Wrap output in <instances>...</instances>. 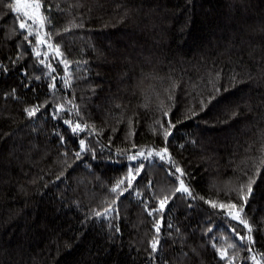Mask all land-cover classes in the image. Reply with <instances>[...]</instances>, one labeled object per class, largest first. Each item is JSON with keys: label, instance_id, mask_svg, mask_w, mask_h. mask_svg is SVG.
Returning <instances> with one entry per match:
<instances>
[{"label": "trees", "instance_id": "1", "mask_svg": "<svg viewBox=\"0 0 264 264\" xmlns=\"http://www.w3.org/2000/svg\"><path fill=\"white\" fill-rule=\"evenodd\" d=\"M40 3L0 0V264H264V0Z\"/></svg>", "mask_w": 264, "mask_h": 264}, {"label": "snow or ice", "instance_id": "2", "mask_svg": "<svg viewBox=\"0 0 264 264\" xmlns=\"http://www.w3.org/2000/svg\"><path fill=\"white\" fill-rule=\"evenodd\" d=\"M26 7L31 9V11L25 10V11L21 12L20 0H16V7H15L14 10L16 12H18V13H21L19 28L20 29H25L27 20H31L33 22V24L39 23L40 27L43 28L44 24H45L46 17L43 16L42 14H40V9L42 7V5L40 3V0H34V2L29 3ZM32 34L33 33H32L31 28L28 27L27 28V36H31ZM27 36H25V39H27ZM37 40H39L40 42H44L42 37L39 36V33H37ZM48 46L52 47L51 44H49ZM57 52H58V49H57ZM37 55H39V52H37ZM33 113H34V110H31L29 112L30 115L33 114ZM65 122L68 123V121H65ZM169 125L171 126L170 122H169ZM76 127L78 128L79 125H76ZM165 135H167V133H165ZM80 143H81V146H83V141L82 140L80 141ZM77 155H79V153H77ZM134 158L135 157H133V159ZM177 171H179V169H177ZM121 183H122V181H121ZM250 184H251V181H249V188H248L249 194L251 193ZM181 188H183V183L182 182H181ZM115 190L116 189H113V191H115ZM177 190H180V189H177ZM183 190L185 192L187 191L186 188H184ZM163 205H164V201H161V207H163ZM213 206L215 207L216 205H213ZM232 206L235 207V205H232ZM220 207L223 208L224 205H220ZM97 215H100V213H97ZM242 223H243V221H242ZM155 247H156V243L154 242L153 243V248L155 249Z\"/></svg>", "mask_w": 264, "mask_h": 264}]
</instances>
